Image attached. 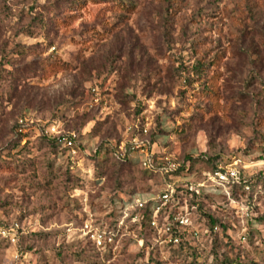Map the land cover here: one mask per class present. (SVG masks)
Masks as SVG:
<instances>
[{
	"label": "rangeland",
	"instance_id": "374dc122",
	"mask_svg": "<svg viewBox=\"0 0 264 264\" xmlns=\"http://www.w3.org/2000/svg\"><path fill=\"white\" fill-rule=\"evenodd\" d=\"M132 1L133 11L115 1L0 0V264H264V223L251 243L238 220L210 236L199 220L200 247L218 241L201 262L135 229L120 232L111 253L92 239L133 187L160 188L140 167L104 185L93 179L94 155H107L98 144H115L137 118L155 148L173 154L244 159L264 145V0ZM54 61L67 68L44 71ZM97 120L76 161L82 179L70 183L42 128L87 132ZM223 250L247 257L223 260Z\"/></svg>",
	"mask_w": 264,
	"mask_h": 264
},
{
	"label": "trees",
	"instance_id": "16d2710c",
	"mask_svg": "<svg viewBox=\"0 0 264 264\" xmlns=\"http://www.w3.org/2000/svg\"><path fill=\"white\" fill-rule=\"evenodd\" d=\"M88 0H71L70 5L77 6V8H83L86 6ZM92 1H115L116 3H119L122 7L128 9L127 11H133L134 10V2L132 0H92ZM72 14L66 16L71 17ZM57 21H60L61 23H65V18L63 19H57ZM68 63L63 61H54V62H46L44 71H46V67L51 66L52 72H58L60 70L66 69ZM219 95V92L216 93ZM144 119V116L143 118ZM136 122L140 123V126L144 122L140 120V118H137L135 120ZM133 121V122H135ZM132 122V123H133ZM131 123V124H132ZM101 120H97L96 124L92 127L91 130L84 132L82 129H75V128H65L63 129L64 132H76L79 136V138L84 139V137L87 134L95 133L97 130H99V126H101ZM52 124H49L47 126H44L42 128V136L44 137L45 142L52 148V150L56 153L57 157L60 156L61 152V144L57 140L56 136L54 134H47L45 133L46 128H50ZM127 127L125 128V131L121 134H119L116 138V142H121L122 140H125L127 137ZM138 130H135V132ZM87 133V134H86ZM152 142H155L156 139L154 137V134L151 130H149V133L147 135ZM43 140V141H44ZM106 150L107 155L105 157H99L98 154L94 155L93 158V179L95 183H100L103 185L106 183V180L109 176V174H113L115 172L120 173L125 168H128L129 170H132L136 167H140L146 174L150 177L158 176L159 172L156 170H149L143 168L140 163L135 159H126V158H120L115 154L116 147L115 144L111 142V140L104 139L102 140L98 146L96 147L97 151ZM246 152H242L243 154L247 156H251L252 152L250 150H245ZM169 152H172L169 150ZM173 153V152H172ZM264 145L260 150V153L256 156H251L252 159L258 160L264 157ZM177 160L180 162V167L172 173V175H165L163 180L166 184H172L173 186L177 187L176 197L180 199V204L187 207L189 213H191L193 219H194V225L199 226L200 222L199 220H202L205 225L207 226V232L205 233V236H210L217 234L220 231L227 232V230H231L233 228H237L236 225L233 224L234 221H239L241 217L240 213V203H244L246 205H250L251 211L254 213L253 219L249 220L246 225V233H247V240L253 243L252 240V234L256 231L255 225L256 223H264V166H260L258 168H255V172L249 176L248 182L251 184V190L246 191L241 184H233L230 185V191L232 198L237 201V203L232 204L231 201L228 198H217L213 195L208 194H196L195 192H190L187 189H184L183 187H179L178 185L180 183H183L182 181L189 183L191 181L196 180V178L202 174L205 170H213L216 168V164L220 161H223V157L220 154H209L208 152H201V153H189V154H183L178 155L175 154ZM89 157V156H88ZM78 164H74L71 161L64 163L63 166H60V168L65 172L67 175V181L70 183H73L74 181H77L82 179L80 174H77L75 171V167H77ZM184 179V180H182ZM117 186H121V183H119ZM114 195H116V191L114 190ZM151 191V190H147ZM137 192L136 187H133L131 190V193ZM117 197V196H116ZM115 197V199H116ZM256 201L255 205H253V201ZM114 201V199H112ZM220 202L219 204L217 202ZM209 202H212L214 206L212 208H209L208 204ZM108 215H112V211L107 214L103 220V229L106 228V230H112L115 234V241L117 240L118 235L120 232H123L124 230H132L135 229L137 231V236L139 239H146V238H152L155 239L156 242L153 245H157L160 243L161 240L165 239V234L160 231L159 228L153 227L151 225V211L147 208L143 211V217L141 220L137 223H130V218L126 219V222L124 225L119 226V221L122 214H118V216L112 220H105ZM201 227V226H199ZM217 227V229H216ZM194 228L188 227L185 231H180V235L182 237V240L177 244H169L175 248H180L184 252H186L188 255H190L193 258V261L195 262H201L204 261L207 256L205 257L204 254L208 253L207 255L213 254L210 252L213 247L217 246V240L215 239V243L212 244L210 250H206V244L205 247L197 243V239L199 240V237L194 236ZM252 240V241H251ZM228 244V247L234 246L235 244L232 242L231 238L229 237V240L226 242ZM113 244H108L103 248V251L105 253H111L113 250ZM154 248V246H153ZM227 252H230L229 250H223V260L228 261H243L242 259H246L247 256L242 255L240 252L236 254L235 257H231L230 255H227ZM209 255V256H210Z\"/></svg>",
	"mask_w": 264,
	"mask_h": 264
},
{
	"label": "built area",
	"instance_id": "2783aa9c",
	"mask_svg": "<svg viewBox=\"0 0 264 264\" xmlns=\"http://www.w3.org/2000/svg\"><path fill=\"white\" fill-rule=\"evenodd\" d=\"M96 95L95 100L98 101L97 88H92ZM22 122V120H21ZM135 130H138L135 132ZM127 137L121 142H115V154L120 158H128L137 160L140 165L149 170L159 172L160 188L157 191L151 190L146 192H135L127 197L120 199V210L122 214L119 226L125 224L126 219L130 218V223H137L143 217V211L149 209L151 211V225L159 228L165 234L164 243L177 244L182 240L180 231H185L188 227L194 228V236L199 237L201 229L194 225V219L189 213L187 207L180 204V199L176 197L177 187L172 184L164 183L165 175H172L180 167V162L175 154L168 150H160L155 148V143L147 136L149 129L146 126L141 127L139 122L130 124L127 127ZM47 134H54L61 144L60 156L77 164V159L82 154V139L76 132L62 133L56 126L47 128ZM243 154V153H242ZM264 155V154H263ZM246 158L241 159L238 156H231L230 159L220 161L213 170H205L196 180L186 183H180L178 186L195 192L196 194H208L217 198H228L232 204L237 203L230 191V185L241 184L246 191L251 190V184L248 182L249 176L255 172V168L264 166V157L258 160L252 159L251 156L243 154ZM184 180V179H182ZM218 203H220L218 201ZM256 201H253L255 205ZM240 225L246 230L249 220L253 219L254 213L251 211L250 205L240 203ZM18 226V225H17ZM217 229V227H216ZM3 233L15 242L16 235L7 230ZM242 241L247 240V233H242ZM92 239L97 246H105L114 242L115 234L112 230L99 232L97 230L90 233Z\"/></svg>",
	"mask_w": 264,
	"mask_h": 264
}]
</instances>
